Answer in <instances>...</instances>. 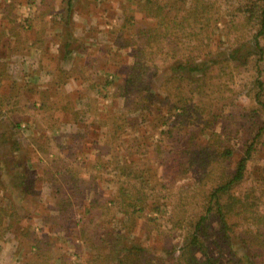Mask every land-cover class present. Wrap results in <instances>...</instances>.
<instances>
[{
    "label": "trees",
    "instance_id": "16d2710c",
    "mask_svg": "<svg viewBox=\"0 0 264 264\" xmlns=\"http://www.w3.org/2000/svg\"><path fill=\"white\" fill-rule=\"evenodd\" d=\"M234 3L235 9L232 11L237 21H232L252 27L248 34L239 28V41L223 52L212 51V46L202 43L197 48L191 47L189 52L178 53L173 44L182 41L177 38L179 35L184 34L186 39L197 36L199 40H204V37L210 40L215 27L224 19L219 15L216 0H194L189 9L180 7L176 12V5L166 0L146 1V15L149 20H154V24L149 25L148 30L140 28L134 35L145 39L149 47V60L143 57L145 47H139L137 61L125 79L115 84L116 91L127 101L131 113L128 117L111 113L106 138H99L96 142L85 140L80 146L81 150H85L86 145L91 151L96 149V153L92 151L90 156L92 162H86V158L81 162L85 171L77 169L74 172V163L65 162L62 158L61 162L56 156L58 154L41 149L43 154L52 156L44 162L46 166L42 170L37 166L38 175L37 167L29 164L30 150L27 149L26 166L19 157L23 144L14 136L21 129V121L12 124L11 134L7 136L13 138L12 145L0 155V240L10 231L19 233L15 238L20 243L24 236H29L35 249L29 264H56L58 258L64 259L61 254L55 255L52 248L45 246L50 244L51 247L52 244L49 231L44 235L46 240L43 236L36 238L38 235L32 229V224H23L29 210L25 203L32 200L38 203L40 188L38 190L35 184L40 178L49 181L51 190L53 187L56 190L54 195L49 196L54 206L47 210L49 207L43 205L39 208L43 212L38 210L42 212V221L55 232H68L85 239L84 245L88 250L86 264H264V211L261 209L264 203V171H254L253 177L249 165L262 152L260 146H264V122L251 139L235 141L231 131L217 130L216 127L219 121L223 123L221 118L226 121L230 110L221 108L217 111L214 106L210 108L216 92L212 90L208 78L218 77L220 72L226 71L229 61L246 64L256 57L257 64L261 66L260 61L264 60V0H236ZM67 4L71 10L74 0H67ZM224 24L227 25L226 21ZM128 39L129 44L132 40ZM166 47L174 52H168ZM166 53L172 58L177 57V61L168 64L167 58L162 59ZM169 67H174L171 71L178 72L174 79L182 81L176 94L175 100L178 101L174 106L170 104V107L167 101L157 100L158 95L167 90L170 77L165 72ZM159 73L167 76L164 75L161 82ZM153 79L156 80L154 85L159 88H152ZM102 81L106 87L112 84L104 77ZM257 81L260 88L256 100L264 104L262 74ZM54 84L60 86L63 81L56 78ZM100 84L95 82L90 86H99V90ZM203 97L208 99L202 102ZM166 98L168 100V94ZM147 114L149 119L151 117L149 137L153 140L159 134L161 139L154 138L153 142H149L150 149L146 150L151 151L152 155L147 158H135L133 155L131 158L132 153L127 156L123 154L124 150L147 144H141L135 136L133 144L116 142L115 135L122 127L136 130L139 123L137 118L140 115L147 117ZM79 133L81 138L86 137L84 131ZM234 135L238 134L234 132ZM104 145L112 148L111 157L107 156L109 150L100 152ZM111 166L113 178L110 183L113 180L116 189L112 195L103 196L105 211L109 213L115 209L123 214L117 217L114 212L113 217L108 218V224L122 227L116 230L118 228L103 224L104 231L96 239L91 235L94 231H89L97 203L92 195V188L95 189L92 183L96 174H108ZM197 173L202 175L199 181L206 180V187H202L204 191L201 193L204 202L202 208H194L191 214L181 213L173 217V225L183 229L184 236L170 247L164 246L161 251L152 244L150 236L151 225L160 219V216H154V212L162 214L163 209L168 210L175 201V193L178 192L175 185L179 179ZM68 174L72 175L74 182L66 188L62 185H66ZM61 179L62 185L56 187L55 182ZM14 191L19 200L12 197ZM196 196L197 191L192 198ZM137 217L146 226L145 239L137 236L139 223L134 222ZM123 228H128V231ZM78 259L74 264H83Z\"/></svg>",
    "mask_w": 264,
    "mask_h": 264
},
{
    "label": "rangeland",
    "instance_id": "374dc122",
    "mask_svg": "<svg viewBox=\"0 0 264 264\" xmlns=\"http://www.w3.org/2000/svg\"><path fill=\"white\" fill-rule=\"evenodd\" d=\"M146 1L74 0V6L69 10L67 0H0V71L3 70V74H0L2 78L0 81V155L7 152L12 145L13 138L7 137L11 134L12 124L21 121V129L15 133L14 138L23 144L19 157L23 162L25 161V166L28 149L31 156L29 164L33 165V168L38 166L42 170L46 166L44 162L52 156L43 154V151L47 149L48 152L58 154L56 156L60 161L62 158L65 162L74 163V172L77 169L85 171L82 170L84 165L81 162L85 158L88 159L86 162H92L90 156L93 150L91 151L87 145L85 150H81L80 146L85 140L90 139L96 142L99 138L101 140L106 138L109 132L107 121L111 113L121 114L123 117H128L131 113L127 101L116 91L115 84L125 79L131 66L137 61L139 47H145L143 57L149 60V47L146 46L145 39L134 35V32L140 28L144 27L148 30L149 25L154 24V20H149L146 15ZM166 1L176 5L175 12L180 7L189 9L194 2V0ZM234 1L216 0L217 9L220 10L219 15L224 16V19L218 27H215V33L211 34L210 40L207 37L199 40L197 36L186 39L184 34L179 35L177 38L182 41H175L173 44L177 52H189L191 47L197 48L202 43L208 47L212 46V51L223 52L239 41L237 39L239 28L248 34L252 27L244 23L234 24L232 21L235 19L232 11L235 9ZM180 14L182 15L183 11ZM224 20L227 25L224 24ZM128 38L132 40L129 44ZM166 49L168 51V47ZM167 54L162 59L167 58L168 64L177 61V57L172 58ZM260 64L261 66L257 64L256 57L246 64L229 61L226 71H223L229 73L228 75L220 72L218 77L207 80L212 90L216 92L214 94L216 98L211 101L210 108L214 106L217 111L221 108L230 110L226 121L221 118L223 123L221 121L217 123V130L231 131L235 141L251 139L264 122V104L256 100V93L260 88L257 79L262 74L264 80V60L260 61ZM60 69L65 72L62 73ZM173 69L174 67H169L165 72L170 77H168L167 90L157 97L158 101L163 100L164 103L167 101L168 107L170 104L174 106L178 101V99L175 100L176 94L179 83L182 82L174 79L173 76L178 72L171 71ZM259 69L262 70L261 73ZM165 74L159 75L160 82ZM103 77L109 79L112 84L106 87L102 81ZM56 78L63 81V84L60 86L54 84ZM153 80L152 88H159L154 85L156 80ZM95 82L101 83V91L98 90L99 86H96V89L90 86ZM203 98L202 102L208 99ZM262 99L264 100V90ZM91 110L93 111L90 112ZM137 119L139 123L136 130L122 127L116 133L115 139L116 142L125 141L133 144L135 136L141 144H147V146L140 145L129 151L124 150L123 154L130 156L129 154L132 153L131 158L133 155L135 158H147L152 155L151 151L146 150L150 149L149 142L152 140L149 137L151 117L149 119L147 114V117L140 115ZM84 126L88 128L87 131ZM199 129L200 127L197 131ZM79 131H84L86 137L81 138ZM234 132L238 135L235 136ZM154 138L159 140L161 135L158 134ZM260 148H262L260 155L258 154L249 164L253 177H255L254 171L257 173L264 171V146ZM107 150L110 151L107 156L111 157L113 150L106 145L100 152ZM93 152L96 153V149ZM56 156L54 155L53 158ZM44 157L46 158L43 159ZM112 168V166L109 168L108 174L100 175L105 172L96 174L95 182L92 183V186H95V189L92 188L94 192L92 195L97 199V203L94 222L89 224V231H94L91 235L96 239L104 231L103 224H108V218H112L111 215L114 212L118 215L117 217L123 215L115 209L109 213L105 211L103 196L112 195L116 189L114 181L110 183L113 178L111 177ZM201 176L197 173L195 176L179 179L175 185L178 191L175 193V201L169 205L168 210L163 209L162 214L154 212V216H160V219L155 225H151L150 236H152V244L159 250L164 246L170 247V244L178 242L181 236H184V230L173 225V217L176 218L181 213L191 214L194 208L198 210L202 208L204 202L201 193L204 191L202 187L206 185V180L199 181ZM39 180L35 184L38 190L40 188L37 195L38 203L35 204L33 200L25 203L29 206V210L28 218L23 221V224L26 222L27 225L32 224V229L38 235L36 238L43 236L45 239L44 235L50 232L51 247L50 244L45 246L52 248L53 254H61L64 258L63 260L58 258L56 264H74L79 260L78 258L80 262L86 264L88 250L84 245L85 239L70 235L68 232L66 234L55 232L52 227L45 225L42 221L43 209L39 208L46 205L49 210L54 206L55 203L49 196L54 195L56 190L54 187L51 190L49 181H43L40 178ZM73 182L72 175L68 174L66 185H62L61 179L60 182H55V186L62 185L68 188ZM196 191L198 196L193 199L192 195ZM12 197L19 200L15 191ZM86 201L85 203L88 204V200ZM261 209L264 211V203ZM22 212L26 211L22 210ZM134 222L139 223L137 236L145 239L146 226L143 222L140 223L141 218H134ZM108 225L118 228L116 230L122 227ZM123 229L128 231V228ZM17 234L19 233L10 231L2 236L1 264H29L33 260L35 253L33 242L29 240V236H24L20 243L15 238Z\"/></svg>",
    "mask_w": 264,
    "mask_h": 264
}]
</instances>
